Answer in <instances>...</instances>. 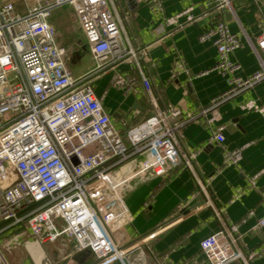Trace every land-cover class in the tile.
<instances>
[{
  "label": "built area",
  "instance_id": "1",
  "mask_svg": "<svg viewBox=\"0 0 264 264\" xmlns=\"http://www.w3.org/2000/svg\"><path fill=\"white\" fill-rule=\"evenodd\" d=\"M230 2L216 0L215 10L223 11ZM62 7L72 10L94 62L79 76L68 66L66 48L50 23L53 12ZM114 11L115 0H0L1 264H8L4 252L21 247L33 263L30 245L43 251L61 237L71 238L78 252L89 251L100 264H129L128 257L154 234L128 241L119 233L117 224L128 225L132 218L126 196L181 163L182 123L204 119L211 126L223 102L264 81V16L252 45L261 69L244 77L231 59L242 41L225 21L219 22L201 35L200 42L218 51L215 71L227 79L226 93L211 99L200 113L173 124L181 110L166 115L151 94L154 114L118 129L95 84L106 71L124 64L140 67V60L122 35V20ZM198 20L189 8L166 19L163 29ZM141 75L145 78L144 72ZM244 108L264 114V108L252 101ZM213 139L225 142L222 127L213 130ZM226 156L227 165H239V151ZM249 185L254 189L255 180ZM254 228L264 229V213ZM199 249L205 264H250L254 256L243 255L227 228L203 239Z\"/></svg>",
  "mask_w": 264,
  "mask_h": 264
},
{
  "label": "crops",
  "instance_id": "2",
  "mask_svg": "<svg viewBox=\"0 0 264 264\" xmlns=\"http://www.w3.org/2000/svg\"><path fill=\"white\" fill-rule=\"evenodd\" d=\"M230 1V7L216 11V0H115L114 14L122 20L121 33L140 60V67L124 64L106 71L95 84L96 94L118 129L125 123L135 126L154 114L151 94L166 115L181 110L179 119L171 120L173 124L200 113L211 99L226 93L227 79L215 71L218 51L211 43L200 42L201 35L219 22L225 21L242 41L243 47L231 56L241 68L238 74L249 76L261 69L252 45L260 34L264 0ZM189 8L199 17L197 22L163 29L166 19ZM58 43L64 46L59 37ZM83 45L82 37L75 54L81 53ZM92 67L93 63L83 68L80 75ZM251 101L264 108V81L223 102L212 115L211 126L204 119L182 123L178 135L181 163L126 196L132 218L128 225L117 224L119 233L128 241L140 234H154L128 257L129 264H205L200 242L225 228L232 230L246 258L254 255L250 264H264V229L254 228L264 213V114L243 109ZM221 127L222 144L213 139V130ZM233 151L240 152L238 166L227 165L226 153ZM251 180H255L254 189ZM20 252L26 255L17 264H34L24 247L7 253L14 256ZM90 257L78 252L72 260L85 264ZM92 264L100 263L97 259Z\"/></svg>",
  "mask_w": 264,
  "mask_h": 264
},
{
  "label": "rangeland",
  "instance_id": "3",
  "mask_svg": "<svg viewBox=\"0 0 264 264\" xmlns=\"http://www.w3.org/2000/svg\"><path fill=\"white\" fill-rule=\"evenodd\" d=\"M76 21L77 20L69 7H62L61 9L54 11L50 19V23L56 27L59 42L62 45H66L65 57L67 59L68 66L74 75L79 76L83 68L90 66L91 63L94 64V62L91 54L89 53L85 54L86 52L82 53L81 51V53L79 52L77 54V57L74 55L78 51V46L82 42V32L80 31ZM81 57L84 58L82 59L81 64L76 65ZM43 251L49 261V264H77L74 260H72L73 256L78 253L77 246L76 243L69 237H61L58 240L51 242L50 246L43 247ZM25 255L21 252L19 254H15L14 256L13 253H6L4 254V257L6 258L8 264H17V261L23 257L25 258ZM10 258L15 259L10 261ZM96 260L97 257L91 254V257L85 264H92Z\"/></svg>",
  "mask_w": 264,
  "mask_h": 264
},
{
  "label": "bare ground",
  "instance_id": "4",
  "mask_svg": "<svg viewBox=\"0 0 264 264\" xmlns=\"http://www.w3.org/2000/svg\"><path fill=\"white\" fill-rule=\"evenodd\" d=\"M28 250L32 253V255H34V261L37 262V264H49V261L41 247L37 245H30Z\"/></svg>",
  "mask_w": 264,
  "mask_h": 264
},
{
  "label": "water",
  "instance_id": "5",
  "mask_svg": "<svg viewBox=\"0 0 264 264\" xmlns=\"http://www.w3.org/2000/svg\"><path fill=\"white\" fill-rule=\"evenodd\" d=\"M83 50L85 51V52H87V48H86V45L84 44L83 45ZM77 56V54H75V57ZM183 213L185 214V215H188V214H190V211H187V210H183ZM86 253H88L89 255L91 254L89 251H87ZM86 257V256H85ZM1 264V263H0ZM34 264H37V262H35L34 261Z\"/></svg>",
  "mask_w": 264,
  "mask_h": 264
},
{
  "label": "trees",
  "instance_id": "6",
  "mask_svg": "<svg viewBox=\"0 0 264 264\" xmlns=\"http://www.w3.org/2000/svg\"><path fill=\"white\" fill-rule=\"evenodd\" d=\"M64 46H66V45L64 44Z\"/></svg>",
  "mask_w": 264,
  "mask_h": 264
},
{
  "label": "flooded vegetation",
  "instance_id": "7",
  "mask_svg": "<svg viewBox=\"0 0 264 264\" xmlns=\"http://www.w3.org/2000/svg\"><path fill=\"white\" fill-rule=\"evenodd\" d=\"M83 51V50H82Z\"/></svg>",
  "mask_w": 264,
  "mask_h": 264
}]
</instances>
